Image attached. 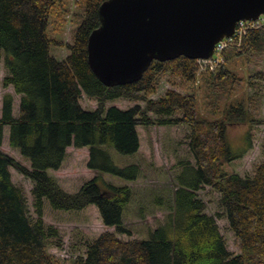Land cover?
<instances>
[{
    "label": "trees",
    "instance_id": "obj_1",
    "mask_svg": "<svg viewBox=\"0 0 264 264\" xmlns=\"http://www.w3.org/2000/svg\"><path fill=\"white\" fill-rule=\"evenodd\" d=\"M104 1L76 2L82 8V14H75L81 22L73 43L63 44L49 35L60 33L65 23L64 0H0V62L3 55L8 72L3 86H11L19 96L16 117L12 95L2 97L0 145L7 127L9 147L30 164L28 169L0 151V264H60L48 253L49 240L57 231L43 223L44 201L62 212L94 206L102 224L114 228V233L106 231L94 240L85 258L74 264H264V162L251 178L226 169L251 149L250 131L258 123L249 111L251 99L245 90L251 77L235 70L264 57V25L249 30L240 42L234 40L224 53V63L201 73L196 88L198 64L182 56L153 61L135 83L105 87L89 68L86 48L90 33L100 24L98 8ZM52 47L65 48V60H56ZM163 77L178 79L181 91L191 86L193 93L167 90L150 99ZM82 94L97 102L95 110L82 109ZM118 99L142 102L144 107L105 109V103ZM154 125L189 128L188 147L195 164H184L175 178L173 213L146 239L122 241L117 235L129 236L123 213L132 199L131 188L94 177L77 192L67 193L48 171L60 169L68 147L88 148V169L136 181L139 166H119L113 155H135L136 128ZM233 126L246 130L231 140L228 132ZM10 168L32 183L34 220L11 181ZM205 186L219 194L220 214L205 213L206 206L196 195ZM157 202L161 206V200ZM222 217L240 242L238 255L226 249L216 224Z\"/></svg>",
    "mask_w": 264,
    "mask_h": 264
},
{
    "label": "rangeland",
    "instance_id": "obj_2",
    "mask_svg": "<svg viewBox=\"0 0 264 264\" xmlns=\"http://www.w3.org/2000/svg\"><path fill=\"white\" fill-rule=\"evenodd\" d=\"M78 0H64L65 23L60 33L50 34V38L59 40L63 44H72L74 32L81 22L80 17L75 14H82V8L77 5ZM232 47H227L225 53ZM235 48V47H233ZM51 55L58 61L65 60L68 51L65 48L50 49ZM3 55L0 62V115L2 97L5 94L12 95V113L17 116L19 96L16 95L11 86L4 87L3 80L8 77V72L3 65ZM225 57V55H224ZM198 68V66H197ZM198 70V69H197ZM236 73L245 78L251 77L245 90L250 96L249 111L258 122L253 125L250 131L251 149L240 159L228 165L229 173L241 177H253L258 165L264 162V57H256L248 66L242 65L236 68ZM205 72V71H204ZM203 72V73H204ZM260 74V75H257ZM258 76V77H256ZM196 75V88L199 82ZM172 82L174 85L172 86ZM178 79L169 77L161 78L156 94L150 99L156 100L167 90H175L181 94H192L193 89L183 92L179 89ZM80 106L86 111H93L97 108V102L90 100L84 94L80 99ZM144 107L142 102H132L125 99H118L105 103V109L116 107L120 110H127L132 107ZM154 120L157 117L149 115ZM246 130L243 126H233L229 129V138L238 139ZM139 149L135 155L121 156L114 153L113 158L119 166L136 164L140 168V177L133 182H127L108 174L98 173L88 169V148L75 149L68 147L66 158L60 169L48 171V174L67 193L77 192L82 185L99 177L107 183L116 186H127L132 189V199L123 213V225L128 229V235H117L122 241L143 240L148 237L150 231L162 224L167 215L173 213L174 192L177 189L176 176L187 165H194V159L189 151L190 130L185 126H151L136 128ZM8 128L4 129L0 151L17 161L22 166L30 169L29 162L21 157L16 149L8 145ZM183 163V165H180ZM11 181L17 187L28 206V213L32 220L36 218L33 208V197L31 195L32 183L16 172L9 169ZM197 197L205 204V213L210 216L220 214L222 209L219 206V194L211 187H202L196 192ZM161 200V206L157 205ZM43 223L46 227H52L57 231L55 239H50L48 253L55 256L60 264H74L79 258H85L87 247L96 240L102 233H114V228L105 227L100 219L98 210L94 206L77 212H62L52 210L47 201L43 203ZM216 224L222 235L226 249L233 255L240 253V242L229 229V223L225 217L216 218Z\"/></svg>",
    "mask_w": 264,
    "mask_h": 264
},
{
    "label": "water",
    "instance_id": "obj_3",
    "mask_svg": "<svg viewBox=\"0 0 264 264\" xmlns=\"http://www.w3.org/2000/svg\"><path fill=\"white\" fill-rule=\"evenodd\" d=\"M87 40L90 70L105 87L139 81L149 65L209 59L240 21L264 15V0H106Z\"/></svg>",
    "mask_w": 264,
    "mask_h": 264
},
{
    "label": "built area",
    "instance_id": "obj_4",
    "mask_svg": "<svg viewBox=\"0 0 264 264\" xmlns=\"http://www.w3.org/2000/svg\"><path fill=\"white\" fill-rule=\"evenodd\" d=\"M264 25V15H261L255 21H240L236 24L234 34L230 38L222 40L220 43L216 44L212 56L209 59L196 60L198 64V70L196 75L199 76L204 71H214L217 67L224 63V51L227 47L231 46L234 40L240 42L241 38L246 35L249 30L258 29ZM237 42L236 44L238 45Z\"/></svg>",
    "mask_w": 264,
    "mask_h": 264
}]
</instances>
